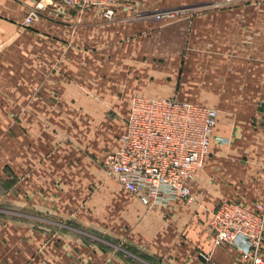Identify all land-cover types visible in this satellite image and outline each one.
<instances>
[{
    "label": "crops",
    "instance_id": "1",
    "mask_svg": "<svg viewBox=\"0 0 264 264\" xmlns=\"http://www.w3.org/2000/svg\"><path fill=\"white\" fill-rule=\"evenodd\" d=\"M217 4H210L211 8L199 13L198 18L209 19L212 28L216 24L213 21L221 19L222 30L212 31V40L232 39L229 29L237 27V32H233L238 40L234 50L224 46L205 50L210 57H236V63L227 66L229 71L236 72L235 81L230 75L224 84L223 59V91L212 83L204 86L206 94L214 95L206 96L205 103L224 105L240 101L243 88L248 87L244 73L251 67L243 58L245 41L252 40L256 53L264 57V0ZM122 6L118 13L125 14V18L133 14L134 4ZM13 24V18L0 14V38L5 37L6 27L15 29ZM126 25L132 30L130 36L138 37L131 45L138 44L136 40L142 37L139 31L147 23ZM18 36L13 34L12 40ZM143 44L141 41L140 45ZM140 48L131 47V55L142 56L144 49ZM174 50L172 54L180 53ZM257 61L253 73L262 74L258 81H253L257 87H264V59ZM143 62L133 65L120 81L118 77L111 81L112 73L117 75L116 70L111 71L107 79H102L103 84L95 78L96 74L101 76V71L96 70L87 87L98 92L86 98L71 97V111H65L63 105L47 96L28 100L29 117L36 126L30 131V140L13 149L12 163L0 167V264H253L252 257L241 250V242L237 246L215 247L210 224L212 213L222 201L254 206L264 199V124L249 123L250 115H238L230 109L228 116H224V106L217 108L219 118L210 150L191 182L192 200L177 198L168 205L150 208L107 175L105 155L121 142L126 124L122 116L129 112L134 96L176 94L184 100L204 103L199 101L200 94L189 90L190 76L180 70L177 75L165 77V72L170 71L158 70L155 74ZM121 81L131 89L123 96L115 91ZM38 82L36 87L40 86ZM67 84L60 76L56 81H44L43 86L48 90L50 86L68 87ZM102 85L109 90L101 93ZM234 88L241 92H231ZM253 100L256 106L259 101ZM19 105L14 100L13 117L21 115ZM70 113L76 117L68 118L71 127H47V122L53 120L62 123L65 119L61 117ZM262 114L264 109H258L257 115ZM3 117L1 113L0 118ZM58 135L74 137L76 145H54L52 137ZM224 138L229 141L224 142ZM258 252L264 258V236Z\"/></svg>",
    "mask_w": 264,
    "mask_h": 264
},
{
    "label": "rangeland",
    "instance_id": "2",
    "mask_svg": "<svg viewBox=\"0 0 264 264\" xmlns=\"http://www.w3.org/2000/svg\"><path fill=\"white\" fill-rule=\"evenodd\" d=\"M231 1L235 0H120L95 6H80L68 0H4L0 2V14L11 17L15 21L13 24L15 29L9 30L6 27L5 37L0 38V115L1 113L4 115L3 119L0 118V167L4 163H12L13 149H16L20 143L28 142L30 131L36 126L29 117L28 100L36 96H47L54 103L63 105L65 111H71L73 107L71 97L86 98V96H93V92H98V89L87 87L90 80H93L96 70L101 71V76L97 77L96 74L95 78L101 79L102 84L104 83L102 79H107L109 73L114 70L117 75L112 73L111 81L116 77L120 81L123 80L121 76H124L125 72L131 70L133 65L140 66V61L143 60V66L148 64L152 73L166 70L170 72H165L164 76L169 77L173 74L177 75L181 70L185 76H190L189 90L196 95L200 94V102L206 101L204 100L206 96L214 97L204 92V86L210 83L217 86L216 89L223 91L220 87L222 60L224 59V84H226L227 76L231 75L234 81L237 78L235 71L231 72L227 69V66L236 63V57L228 55L210 57L205 54V50L222 46L224 49L234 50L238 40L233 37V32H237V27L229 29L232 39L212 40L210 39L212 31L222 30L221 19L214 20L216 24L212 28L208 25L209 19L204 20L203 17L198 18V16L210 9V4L218 3L217 5L220 6ZM131 4L135 6L132 15L125 18V14L118 13L122 5ZM94 8L101 12L96 13ZM106 8L114 9L111 18L104 15ZM165 10H174L175 14L164 18L156 16V12ZM139 21L147 23V27L139 31V36L144 37L136 40L138 44L131 45L135 42L134 38L136 39L137 35L130 36L132 30L130 26L126 28V24L130 25L132 22ZM13 34H19V36L12 40ZM141 41L144 43L143 46L140 45ZM257 43L258 41L255 44ZM135 45L146 49V51L141 50L142 56L131 55L130 49ZM253 46L252 40L245 41L243 58L246 65L251 67L244 73L245 80L249 81L245 83L248 87L243 88V92L236 88L230 89L231 92L236 90L241 92L240 101L224 103V105L206 103L218 109L219 106H224V116H228L231 109L238 115H250L247 119L249 123L262 125L264 114L259 117L257 110L264 109V87H257L253 81V79L258 81L262 73H253L252 69L253 64L258 63L257 59L262 61L264 57H260ZM174 49L180 53L172 54ZM228 53H231V50H228ZM60 76L69 83L68 87L50 86L47 90L43 86L44 81H56ZM228 79L232 80L230 77ZM242 80H244L243 77L241 82ZM36 81H39L37 85L40 86L36 87ZM82 83L85 86H81ZM118 83L120 85L116 86L115 91L119 95L123 96L126 91L131 90L125 86L124 81ZM101 88V93L109 90L103 85ZM225 97L224 92V99ZM67 99H69L68 102H66ZM253 99L259 101L256 106L254 104L257 102ZM14 100L20 102L21 115L17 114L13 117ZM71 115L73 114L63 115L61 118L65 120L62 123L59 119L57 123L54 120L52 123L47 122V127L52 130L53 126L71 127L72 125L68 124V118L76 119ZM127 115L128 113L125 117L122 116L125 122ZM85 138L87 137H84L87 141L88 139ZM52 140L54 145H76L74 137L68 135L53 136ZM95 141L98 142V138H95ZM99 143L100 145L102 143L101 137ZM94 187L96 188V185Z\"/></svg>",
    "mask_w": 264,
    "mask_h": 264
},
{
    "label": "built area",
    "instance_id": "3",
    "mask_svg": "<svg viewBox=\"0 0 264 264\" xmlns=\"http://www.w3.org/2000/svg\"><path fill=\"white\" fill-rule=\"evenodd\" d=\"M68 1L95 6L120 0ZM113 14V8L104 10L106 17ZM174 14V10L156 12L158 18ZM218 118L215 106L176 94L134 96L121 142L105 155L107 175L150 208L177 198L192 200L191 182L210 150ZM210 224L215 247L241 242V250L252 257L253 264H264L258 252L264 236V199L254 206L222 201ZM201 255L209 259L205 253Z\"/></svg>",
    "mask_w": 264,
    "mask_h": 264
}]
</instances>
